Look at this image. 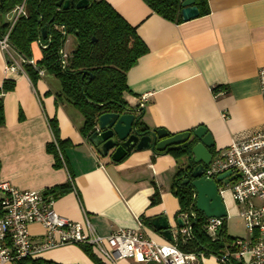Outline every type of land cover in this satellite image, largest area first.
Listing matches in <instances>:
<instances>
[{"label": "crops", "instance_id": "1", "mask_svg": "<svg viewBox=\"0 0 264 264\" xmlns=\"http://www.w3.org/2000/svg\"><path fill=\"white\" fill-rule=\"evenodd\" d=\"M103 1L136 27L148 47V54L127 74L130 93L125 99L138 108L141 96H150L143 113L149 130L175 135L205 127L212 134L217 157L233 139L264 129L258 77L264 68V0H208L210 14L179 25L152 13L142 0ZM14 10L5 15L0 38L8 31ZM73 48L69 37L65 53ZM33 53L35 63L41 58L39 45H34ZM6 64L0 49V101L5 115L0 127V181L20 190L46 192L72 178V192L55 203L60 216L81 224L85 232L89 226L103 238L120 228L137 229L141 219L151 240L174 244L151 221L166 217L174 240L181 234L180 203L172 186L178 172L184 171L187 156L134 150L119 163L100 157L80 133L83 116L58 99L60 86L55 78L40 75L33 83L25 67L6 71ZM51 120L57 121L60 139L70 144L64 147L66 166L61 169L54 167V156L46 150L54 142ZM157 192L160 202L152 205ZM29 230L35 239L45 234L39 224ZM40 258L59 264H95L81 246H65ZM197 264L222 263L215 256H202Z\"/></svg>", "mask_w": 264, "mask_h": 264}, {"label": "trees", "instance_id": "2", "mask_svg": "<svg viewBox=\"0 0 264 264\" xmlns=\"http://www.w3.org/2000/svg\"><path fill=\"white\" fill-rule=\"evenodd\" d=\"M23 0H2L0 4V25L4 17ZM60 0H26L27 16L19 19L10 34L12 46L26 59L33 60L34 45H39L41 58L35 66L25 65L33 83L40 78V71L45 76L53 77L59 82L57 93L61 99L72 105L84 118L80 129L85 139L94 133L98 117L105 113L124 112L131 109L125 99L130 93L127 85V74L138 60L148 54L146 44L137 34L136 27L131 26L113 7L101 0H87L85 9L58 7ZM78 4L81 0H69ZM152 11L164 20L176 25L184 23L181 15V0H142ZM195 5L200 17L210 14L208 0H196ZM42 18V19H41ZM6 25L3 27L6 29ZM47 28V38L43 39L41 31ZM73 38L74 48L65 53L68 38ZM41 43V45L39 44ZM63 52V54H62ZM86 74V75H84ZM217 91V90H216ZM144 114L137 115V127L143 132L149 128L143 122ZM5 124L4 107L0 101V127ZM55 142L48 144L46 150L55 159L54 167L66 166L63 155L68 142L60 139L56 120L49 121ZM160 130V129H156ZM173 135V134H171ZM195 143H189L179 149H168L159 155L171 154L176 158L186 156ZM210 152L215 155V147ZM185 172L179 171L175 176L172 193L180 203L178 220L182 215L190 218L193 225L191 237L178 234L174 244L186 254L198 256H215L218 260L229 251H234L231 244L237 238L228 234L226 219L224 226L213 240L205 230L207 219L191 207L195 193L190 186H184ZM73 179L68 184L46 191L55 200L72 192ZM160 202L159 192L152 199V205ZM196 222V223H195ZM84 253L95 263L103 264L88 246H81ZM15 264H59L42 258H25ZM226 264H243L233 258H227Z\"/></svg>", "mask_w": 264, "mask_h": 264}, {"label": "built area", "instance_id": "3", "mask_svg": "<svg viewBox=\"0 0 264 264\" xmlns=\"http://www.w3.org/2000/svg\"><path fill=\"white\" fill-rule=\"evenodd\" d=\"M9 29L0 38V49L5 54L6 71L22 70L33 65L11 44L10 34L19 19L27 16L26 0L14 10ZM40 75H44L40 71ZM261 93L264 96V68L258 74ZM140 98V108L149 99ZM55 142V140H54ZM56 143V142H55ZM232 172L238 176L232 182V196L240 207V217L245 222L248 237L237 238L231 244L234 251L219 259L227 258L243 264H264V129L244 139H233L226 152L214 157L205 175L216 180L220 175ZM223 195V187L220 189ZM56 200L40 191L20 190L9 182L0 181V264H15L25 258H39L43 254L65 246H88L95 250L104 264H197L203 255L186 254L174 244H157L144 230L143 220L137 229L120 228L109 237L98 236L89 226L85 232L79 223L60 216L55 208ZM185 227L183 236L191 237L190 218L182 216ZM86 222H89L86 217ZM225 219H207L205 230L213 240L218 238ZM39 224L45 229L41 239L30 234V226Z\"/></svg>", "mask_w": 264, "mask_h": 264}, {"label": "water", "instance_id": "4", "mask_svg": "<svg viewBox=\"0 0 264 264\" xmlns=\"http://www.w3.org/2000/svg\"><path fill=\"white\" fill-rule=\"evenodd\" d=\"M182 19L189 22L200 17V11L195 5L196 0H181ZM63 10L88 7L87 0H81L73 4L69 0H60L57 4ZM42 19V18H41ZM47 28L41 31L43 39L47 38ZM41 45V43H39ZM42 46V45H41ZM63 54V52H62ZM86 75V74H84ZM144 113V108H132L124 112L105 113L98 117L94 133L88 142L102 158H110L114 163L123 161L134 150H152L162 153L168 149H179L189 143H195L186 155L184 172V186H190L195 193L191 214L196 218L194 210H197L206 219H226L228 210L220 189L236 181L238 176H232V172L220 175L216 180L205 175L206 168L211 164L214 156L210 150L215 147L212 134L207 128L199 127L193 131L171 135L166 130H152L143 132L137 127V115ZM196 223V222H195ZM180 228L185 227L181 217L178 220ZM152 227L157 230L168 242L173 243V229L166 217L156 218L151 221ZM192 229L193 225L190 224Z\"/></svg>", "mask_w": 264, "mask_h": 264}, {"label": "rangeland", "instance_id": "5", "mask_svg": "<svg viewBox=\"0 0 264 264\" xmlns=\"http://www.w3.org/2000/svg\"><path fill=\"white\" fill-rule=\"evenodd\" d=\"M231 188H232L231 185L223 187L224 190L223 199L224 202H226L229 206V207L226 206L229 212L228 213L229 218L227 220V231L228 234L233 238L244 239L248 237V232L246 230L244 220L239 215L240 207L233 199Z\"/></svg>", "mask_w": 264, "mask_h": 264}]
</instances>
